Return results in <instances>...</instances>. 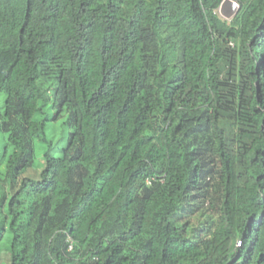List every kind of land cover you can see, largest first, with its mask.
I'll return each mask as SVG.
<instances>
[{"label":"trees","instance_id":"trees-1","mask_svg":"<svg viewBox=\"0 0 264 264\" xmlns=\"http://www.w3.org/2000/svg\"><path fill=\"white\" fill-rule=\"evenodd\" d=\"M222 1L0 0V264H264V0Z\"/></svg>","mask_w":264,"mask_h":264},{"label":"rangeland","instance_id":"rangeland-1","mask_svg":"<svg viewBox=\"0 0 264 264\" xmlns=\"http://www.w3.org/2000/svg\"><path fill=\"white\" fill-rule=\"evenodd\" d=\"M47 120V136L49 139H52L55 142L56 151L54 153L59 156L62 154V148L67 145L69 138V128L65 123L66 114L63 116H58L56 109L51 107H44ZM7 133L3 132L0 129V174L4 172L6 167L5 159L8 158L12 152V148L7 147ZM36 161L35 165L32 168H29L26 171V175H30L35 169H40L43 165V157L45 152V145L37 140L36 141ZM1 176V175H0ZM8 244V240L5 238L3 240V261L2 264H9V257L5 247ZM7 259V260H6Z\"/></svg>","mask_w":264,"mask_h":264},{"label":"water","instance_id":"water-1","mask_svg":"<svg viewBox=\"0 0 264 264\" xmlns=\"http://www.w3.org/2000/svg\"><path fill=\"white\" fill-rule=\"evenodd\" d=\"M240 9V4L235 0H223L219 11L226 19H231Z\"/></svg>","mask_w":264,"mask_h":264},{"label":"clouds","instance_id":"clouds-1","mask_svg":"<svg viewBox=\"0 0 264 264\" xmlns=\"http://www.w3.org/2000/svg\"><path fill=\"white\" fill-rule=\"evenodd\" d=\"M235 1H236V0H235ZM220 5H221V4H220ZM219 7H220V6H219ZM219 14L221 15L220 11H219ZM221 16H222V15H221ZM222 17H223V16H222ZM223 18H225V17H223ZM232 18H233V17H232ZM232 18H231V19H232ZM225 19H226V18H225Z\"/></svg>","mask_w":264,"mask_h":264}]
</instances>
